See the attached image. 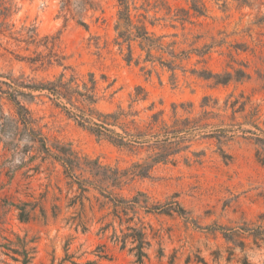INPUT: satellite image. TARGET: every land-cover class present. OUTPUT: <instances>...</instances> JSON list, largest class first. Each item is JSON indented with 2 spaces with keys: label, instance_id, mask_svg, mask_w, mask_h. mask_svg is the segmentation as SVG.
<instances>
[{
  "label": "rangeland",
  "instance_id": "rangeland-1",
  "mask_svg": "<svg viewBox=\"0 0 264 264\" xmlns=\"http://www.w3.org/2000/svg\"><path fill=\"white\" fill-rule=\"evenodd\" d=\"M197 1L202 13L193 0H127L133 22L174 42L168 51L183 57L171 76L159 62L147 72L151 64L136 47L139 63L124 59L126 47L114 42L118 0H0L1 81L27 85L73 69L94 73L103 112L127 109L137 86L147 98L131 109L142 119L162 110L170 124L174 104L178 118L210 111L198 126L170 133L185 148L141 176L132 174L133 165L149 163L150 150L98 138L46 93L16 85V99L35 124L0 118V264H264V163L257 155L264 156V0ZM202 69L233 75L243 69L250 76L216 85L192 72ZM242 103L245 109L234 113ZM14 111L3 96L0 114L12 118ZM31 128L45 146L62 145L126 172L119 186L109 180L104 193L131 208L115 209L90 189L83 200L86 230L76 227L68 219L75 187L69 190L62 166L37 149L41 142L30 140ZM138 230L148 243L142 263L132 250Z\"/></svg>",
  "mask_w": 264,
  "mask_h": 264
},
{
  "label": "trees",
  "instance_id": "trees-1",
  "mask_svg": "<svg viewBox=\"0 0 264 264\" xmlns=\"http://www.w3.org/2000/svg\"><path fill=\"white\" fill-rule=\"evenodd\" d=\"M122 8L118 11V20L115 24L116 36L114 38L115 44L123 50V46L126 47L127 52L124 59L130 63L134 61L135 64L139 63L140 55L134 59V47L139 51L145 52L143 62H149L151 68L147 72L152 71V67L155 62H159L162 67H167L172 71L171 76H174V70L176 68H182L179 63H176L177 59L182 60L179 54H175L172 50L168 51L174 42L165 44L163 41L164 35L154 36L147 27L143 24H135L133 22L127 0H118ZM192 8L202 13V7L198 5L197 0H193ZM153 50L160 53L167 52L172 56L170 60H163L162 56H155ZM67 67H65L66 69ZM145 68L144 66L142 69ZM200 77L212 80L214 84H227L230 80H243L250 75L243 69L236 71L237 75H233L231 72L225 71L223 73L212 72L208 69H202L200 71L193 70ZM22 84V83H21ZM6 86V88L3 87ZM23 86L29 88L32 91H39L38 95L46 93V96L51 99L56 107H60L68 115L79 117V123L85 126L98 138L106 139L112 144L118 147L128 148L129 150L145 149L150 150L151 153L147 156L149 163H134V170L132 174L147 176L150 168L159 162L172 161V156L179 153L183 148L181 146V137L175 140H171L168 135L171 133L173 137H177V133L182 131H188L192 127L198 126L201 119L209 115L210 111L204 110L201 118L190 120L186 118L175 117V109L177 105H173V120L168 124L161 116L163 111L152 112L148 118L142 119L139 117V111L132 110V102L143 101L147 98V93L143 92L142 87L137 86L133 98L125 109L121 105H118L114 111L103 112L97 108V103L101 98L98 93V81L95 79L93 72H89L86 75L78 74L73 69L69 75L65 72H61L54 80L50 81H38L27 85H19L16 82H7L0 80V100L3 96L11 101L14 105L15 111L12 118L10 116H3L0 114V118L13 119L16 122H20L25 126H32L35 124V119L32 117L31 111L21 104L17 99L14 91L16 86ZM109 86V85H108ZM44 92V93H42ZM143 92V93H142ZM33 97V95H31ZM235 103H232V107ZM207 103L202 102L201 106H206ZM190 106V104H189ZM148 110L153 109L151 103ZM245 109V103H242L239 109H234L233 112L243 111ZM257 114V109L251 112V117ZM264 123V122H263ZM115 128H119L117 131ZM30 140L33 142H41V146L37 149L43 150L54 161H57L62 166V171L66 179L69 190L75 187V193L70 200L69 205L75 207L73 215L69 216V220L73 222L76 227L81 226L82 230H86V220H84V199H89L86 193L90 189L98 190L103 197H108L109 201L113 202L115 209L122 207L123 210H127L132 205L127 200L116 199L105 195V187H108L107 183L110 180V185L119 186L121 177L126 172H119L117 169L102 166L97 160H89L87 157H82L77 154L73 149L65 146L53 145L51 147L45 146V138L41 135L39 130L31 128ZM162 137V138H161ZM258 158L264 163V156L261 157L257 153ZM88 172L90 176H85L83 173ZM134 203L139 202L138 197H134L132 200ZM106 202V201H105ZM54 208H58L54 205ZM167 214H170L166 211ZM26 214V213H25ZM23 211L20 212V218H26ZM54 215L57 213L54 211ZM134 229V228H133ZM135 240L137 244L132 248L136 249V255L140 263L143 262V258L147 257V253L143 250L144 245H148L144 241V234L138 230ZM115 240L119 241L120 236L114 235ZM122 241V239H121ZM248 264V263H245Z\"/></svg>",
  "mask_w": 264,
  "mask_h": 264
}]
</instances>
